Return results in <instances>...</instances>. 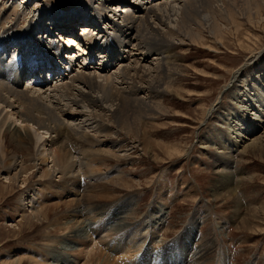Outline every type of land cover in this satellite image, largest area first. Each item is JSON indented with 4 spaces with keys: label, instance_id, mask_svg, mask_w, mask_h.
Wrapping results in <instances>:
<instances>
[{
    "label": "rangeland",
    "instance_id": "rangeland-1",
    "mask_svg": "<svg viewBox=\"0 0 264 264\" xmlns=\"http://www.w3.org/2000/svg\"><path fill=\"white\" fill-rule=\"evenodd\" d=\"M4 1L0 10L9 5ZM96 1L30 0L22 4L28 8L22 15L15 0L17 8L8 21L25 27L43 6L55 14L78 15ZM261 17L254 23L241 18L236 33L225 29L215 39L206 33L204 44L175 41L169 50L171 83L165 74L157 83L159 116L129 110L127 117L134 120L125 119L128 131L115 122L111 137H101L99 143L66 136V149L96 156L86 168L92 167L95 177L76 175L73 191L52 189L59 183L57 174L49 184L42 182L40 143H34V152L19 156L29 168L15 183L1 172L0 264H138L144 259L145 264H264V106L260 110L254 86L261 85L264 96V81L258 77H264V13ZM9 24L3 22L4 27ZM60 35L56 40L66 47L59 48L68 50L69 34ZM256 108L259 118L252 116ZM248 124L252 128L243 130ZM224 133L231 163L219 168ZM224 171L232 177L221 190L217 178ZM157 200L165 212L156 224L151 219ZM76 222H81L85 239L73 241L75 249L68 250L70 245L64 246L70 241L65 243L64 237Z\"/></svg>",
    "mask_w": 264,
    "mask_h": 264
},
{
    "label": "bare ground",
    "instance_id": "bare-ground-1",
    "mask_svg": "<svg viewBox=\"0 0 264 264\" xmlns=\"http://www.w3.org/2000/svg\"><path fill=\"white\" fill-rule=\"evenodd\" d=\"M19 1L21 5L30 2ZM8 2L0 10V173H5L8 183H15L17 175L29 168L19 156L34 152V143H40L37 152L40 178L49 184V179L59 175V183L52 186L54 191L66 187L73 191L76 175L88 180L95 177L90 171L92 167L86 168L96 161V156L89 158L86 152L75 153L77 148L66 149V136L86 144L87 141L99 143L101 137H111L108 134L113 133L111 125L115 122L126 130L129 110L143 116L148 113L159 116L162 103L157 83L163 74L169 80L167 83H171L172 74L168 71L173 56L169 50L175 41L183 43L188 38L204 44L206 33L211 35L207 37L210 39L222 37L225 29L236 33L241 18L254 23L264 13V0H97L96 5L86 6L78 15L63 16L58 12L60 16L43 6L39 15H34L35 21L23 27L18 21H8L17 8L15 0H5L2 4ZM238 3L241 4L237 6ZM27 9L22 5L21 14ZM80 19L82 26L78 23ZM3 22L10 24L4 27ZM76 27L82 32L77 33ZM64 33L69 34L65 36L68 50L59 48L66 46L56 40ZM251 59L254 56L247 58L242 66ZM259 76V81H264ZM23 77L27 78L26 84L22 83ZM254 86L259 89L260 97L256 95L255 100L262 110V88ZM248 95L254 94L248 92ZM252 116L259 118L257 108ZM250 127L245 125L243 130ZM226 136L224 133L220 139L224 150L218 151L223 153L217 160L218 167L231 163ZM113 149L114 146L109 154L113 155ZM226 153L228 156H224ZM230 173L224 171L219 175L217 188L228 187ZM152 208L151 220L157 224L165 210L159 200ZM76 223L63 236L65 243L85 239L81 222ZM70 243L64 248L70 245L68 250L75 249L76 242ZM160 251L156 253L158 256ZM144 260L138 264H145Z\"/></svg>",
    "mask_w": 264,
    "mask_h": 264
}]
</instances>
